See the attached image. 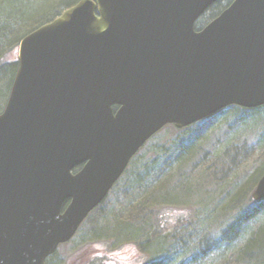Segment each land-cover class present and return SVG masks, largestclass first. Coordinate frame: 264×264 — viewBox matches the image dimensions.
I'll list each match as a JSON object with an SVG mask.
<instances>
[{"label":"water","instance_id":"water-1","mask_svg":"<svg viewBox=\"0 0 264 264\" xmlns=\"http://www.w3.org/2000/svg\"><path fill=\"white\" fill-rule=\"evenodd\" d=\"M218 1L80 0L21 40L0 114V264H45L166 126L264 106V0L197 30Z\"/></svg>","mask_w":264,"mask_h":264},{"label":"rangeland","instance_id":"rangeland-1","mask_svg":"<svg viewBox=\"0 0 264 264\" xmlns=\"http://www.w3.org/2000/svg\"><path fill=\"white\" fill-rule=\"evenodd\" d=\"M210 12L198 21L197 28L211 22ZM14 39L0 46V64L13 60L10 49L20 44ZM190 132L197 154L185 164L173 165L172 144L180 132L173 127L161 130L76 236L60 245L54 261L90 264L89 256L96 253L87 251L95 246L109 253L133 249L125 264H264L263 251L244 252L250 239L264 228V201L253 199L256 187L246 191L253 175L264 166V107L228 108L194 125ZM169 193L178 205L170 204ZM156 216L164 224H174L179 217L183 222L143 250L157 224Z\"/></svg>","mask_w":264,"mask_h":264},{"label":"trees","instance_id":"trees-1","mask_svg":"<svg viewBox=\"0 0 264 264\" xmlns=\"http://www.w3.org/2000/svg\"><path fill=\"white\" fill-rule=\"evenodd\" d=\"M80 0H58L57 3H53L54 0H0V46L2 44L7 43L11 40L12 37H15L14 40L21 41L26 35L38 29L42 25L53 21L56 17H58L61 13V9H68L74 5H76ZM228 1V4L225 6L223 2H218L213 5L209 10L211 11L209 14V22L218 17L224 9H226L233 0H224ZM6 23V26L4 25ZM203 28V27H202ZM202 28H197L198 30ZM22 30V34L18 35ZM21 39V40H20ZM18 46L10 49L12 51L11 54L13 56V60L9 63L5 62L0 64V70L4 68V65L11 66L10 68H4L3 71H0V113H2L5 109L10 89L12 88V84L14 78L16 76L19 63L16 59V51ZM13 66V67H12ZM8 90V92H6ZM237 108L238 107H231ZM244 110V109H243ZM173 127L178 135V138L175 143H173V147H175V153L172 155V164L186 161L188 162L197 154V145L191 138L192 127L178 130L174 126ZM190 132V133H189ZM181 137H180V136ZM191 138V139H190ZM163 161L164 159H155L153 162ZM181 167L177 171H179ZM176 172V170H175ZM264 174V166L259 169L252 177L251 181L248 183L246 187L247 190H252V188L256 187L260 178ZM178 191L177 188H174L173 192L176 194ZM162 189L159 188L157 190V194H161ZM175 195L167 194V200L170 201V204L175 206L178 203H175L176 199ZM171 198V199H168ZM263 202V201H262ZM157 218V224L155 228L152 230L150 234H148V241L142 247L143 250L145 247L150 244L153 245L158 238H163L164 234H170L172 228L178 226L183 221H181L182 217H179L176 222L171 223V221L166 222L165 224L159 217ZM168 225L166 232H164L165 225ZM232 229V228H231ZM228 234V233H227ZM264 239V228H262L258 235L255 238H251L246 247L244 248V252L246 254L252 253V250L255 251L258 249L259 254L264 252V243H262Z\"/></svg>","mask_w":264,"mask_h":264},{"label":"flooded vegetation","instance_id":"flooded-vegetation-1","mask_svg":"<svg viewBox=\"0 0 264 264\" xmlns=\"http://www.w3.org/2000/svg\"><path fill=\"white\" fill-rule=\"evenodd\" d=\"M117 109L118 108H114V111L116 112ZM131 164H132V162H131ZM84 165L85 164L75 168L73 170V174H75V175L78 174L83 169ZM126 172H127V170H126ZM125 173H124V175H125ZM124 175L118 180L117 184L122 180ZM116 185L114 186V188L116 187ZM114 188H113V190H114ZM68 204H69V202L66 203L65 207H67ZM132 250L133 249H131L130 251L129 250H124V251H119L117 253H109L106 249L97 248V247L94 246L93 251L88 250L87 252L96 253V254H93V255L91 254L89 256V259L91 261L90 264H98V263L99 264H125V263H127L129 261L130 258H128V256L130 255ZM56 253L54 255L50 256L49 258H47L45 264H52L53 261H54V258L56 256ZM122 255H125V256H122ZM73 262H74V260L72 259V260H70V262L68 264H73ZM54 264H57L56 261H54Z\"/></svg>","mask_w":264,"mask_h":264}]
</instances>
